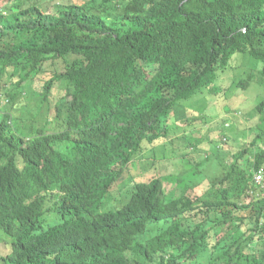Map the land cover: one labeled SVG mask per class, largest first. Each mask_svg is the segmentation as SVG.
I'll return each instance as SVG.
<instances>
[{
	"label": "trees",
	"instance_id": "obj_1",
	"mask_svg": "<svg viewBox=\"0 0 264 264\" xmlns=\"http://www.w3.org/2000/svg\"><path fill=\"white\" fill-rule=\"evenodd\" d=\"M49 2L0 0V264H264V97L239 146L182 119L236 53L261 65L236 84L264 86V0ZM73 56L39 93L66 82L55 114L18 120ZM176 139L185 168L161 174Z\"/></svg>",
	"mask_w": 264,
	"mask_h": 264
},
{
	"label": "rangeland",
	"instance_id": "obj_2",
	"mask_svg": "<svg viewBox=\"0 0 264 264\" xmlns=\"http://www.w3.org/2000/svg\"><path fill=\"white\" fill-rule=\"evenodd\" d=\"M46 1L49 2L51 0ZM82 1L84 0H63V3ZM56 10L57 8H55V5L49 2V11ZM72 59H75V56L68 57L67 59H56L45 63L46 72L44 73V76L39 77L38 81L35 83H29L31 84V88H29L30 96H27V99L22 100L19 103V107L14 110L16 114H18V120L21 121L24 117H29V120L33 117H36L34 119L44 120L43 115L48 112V108H52V113L55 114V105L66 92V82H62L61 84L56 82L48 100L42 104L40 103L41 97L39 96V93L42 90L43 82L50 79L54 71H63L67 62H70ZM256 62L257 60L250 57L248 53L234 54L230 62V67L221 74L228 77V85H226L225 80L218 77L216 81L203 92L202 99L193 101L191 103L193 104L192 108H190L186 114H183L182 119L186 120L190 118L192 121L195 120L194 124H196L197 127L194 130L189 131L190 135H194L197 130H201V132L206 135L205 138L207 140L214 138L216 141H220L221 139L224 140L223 136L229 134L231 143L234 142L233 145L238 146L240 142L252 138L251 136L253 133H251L252 131L250 128L254 127L258 122L256 116L252 117V111L254 108L256 109V105L264 97V86L259 84L256 80L252 81L248 88H243L236 83L245 78L250 72H254L258 78V70L261 68V65L256 68ZM10 89L11 87L8 90ZM12 89H14L13 86ZM189 103V101L185 102V104ZM182 124L185 125L187 122H182ZM178 126L179 128L182 127L181 125ZM207 140H205V144H207ZM165 144V159H163L164 152H160L162 145H158L155 150L157 151V154H159L157 158L161 159L157 161V167L159 166L160 173L167 174L171 171L174 173L182 172L185 168V162L180 156L184 154L188 147L185 146L184 142L177 139L174 141V145H171L169 142H166ZM217 144V142L214 143V148H216ZM210 151L213 152L214 149L211 148ZM192 154L195 156V153ZM147 156L152 157V152H148ZM228 159L227 161L231 162L232 157ZM214 166L217 167V164L212 162V167ZM141 170L142 164L138 161L133 162L128 169L130 174L126 173V178L131 175L132 179H130V190H132V184L134 182L141 181ZM154 172L155 171L150 173ZM166 186L170 189L173 184H167ZM174 193L175 188L173 186L170 194L173 195ZM130 194L131 191L127 194L126 191L123 190L122 193H117V197L111 204L106 206V210L120 207V205L130 197ZM120 195L125 198L124 201H120ZM101 210L104 209L101 208Z\"/></svg>",
	"mask_w": 264,
	"mask_h": 264
},
{
	"label": "built area",
	"instance_id": "obj_3",
	"mask_svg": "<svg viewBox=\"0 0 264 264\" xmlns=\"http://www.w3.org/2000/svg\"><path fill=\"white\" fill-rule=\"evenodd\" d=\"M257 182L261 183L263 180V172L260 171L259 173H257V175L255 176Z\"/></svg>",
	"mask_w": 264,
	"mask_h": 264
}]
</instances>
